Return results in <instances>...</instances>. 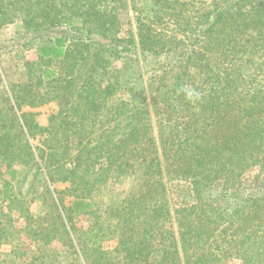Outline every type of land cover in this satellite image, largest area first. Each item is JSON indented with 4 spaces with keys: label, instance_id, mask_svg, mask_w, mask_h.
Here are the masks:
<instances>
[{
    "label": "rangeland",
    "instance_id": "374dc122",
    "mask_svg": "<svg viewBox=\"0 0 264 264\" xmlns=\"http://www.w3.org/2000/svg\"><path fill=\"white\" fill-rule=\"evenodd\" d=\"M260 1L246 3L241 16L237 12L230 14L217 32L193 52L194 47H170L171 40L194 33L191 31L195 29L199 15L211 0H127L128 9L120 17L117 37L128 38L132 34L138 40L137 18L150 17L157 19L154 28L161 34V41L151 52L146 51L147 47H138L141 51L137 55L139 66L129 62L125 67L126 59L113 60L111 65L120 76L130 77L133 82L128 88L116 91L98 113L88 114L86 120L70 119L67 124H62L61 117L68 110L61 101L52 100L34 108L23 106L21 111L10 108L7 92L10 88L17 95L26 92L20 90L21 86L30 83L25 67L28 62L38 60L36 47L41 42L23 34L25 28L20 12L13 11L12 20L0 24V264H245L246 259L264 264L263 201L252 210V217L256 214L252 226L259 229L255 241L247 240L241 246L228 244L234 239L229 231L225 240L218 243L210 239L205 249L204 238L199 247L191 246L189 240L185 248L180 247L178 228L175 224L166 225L170 222L168 219L174 220L172 216L177 211L191 206L202 212L201 209L210 208L212 200L204 201L203 207L198 203V193L190 179L168 178L167 174L173 168L170 160L162 155L161 144L163 135H168L174 123L180 124L176 126L178 129L188 121L191 129L184 136L188 140L183 137L181 140L168 139L165 145L171 147L181 143V147H186L188 144L204 148L201 149L203 153L216 140L221 143L218 147L222 153L213 155V163L197 175L204 177L212 189L227 195L246 197L256 192V186L264 178V102L258 101L259 96L264 99V67H261L264 53L257 52V58L256 54L251 56L249 53L253 52V47L258 50L264 47V35H259L264 26V5ZM191 37L193 40L195 36ZM100 41L109 44L107 40ZM181 49L186 51L187 57L177 56ZM43 64L58 70L61 62L51 59ZM209 66H213V71ZM186 69L190 75L196 73V82L209 77L215 84L209 82L208 88L201 85L202 91L194 90L184 101L169 96L162 85L175 82L178 72ZM202 69L204 74L200 75ZM229 73L235 86L246 80L252 88L262 87V92L254 93L253 90L245 94L247 86L243 84L230 95L235 104L241 103L244 107L231 119L229 131L238 137L234 153L229 152V147L220 140L223 133H228L224 112L212 121L214 111L199 109V104L208 105L225 96L229 91L225 87ZM215 78L219 80L215 81ZM212 86L216 88L211 89ZM136 93L145 94L137 105L131 103ZM195 93L199 95L196 97ZM151 95H157L158 99L164 97L154 105ZM214 95L217 98H212ZM167 97L171 104H162V99ZM119 101L130 102L133 111L127 109L116 124L112 106ZM187 106L192 107V112L183 111ZM134 110L140 119L136 127L142 131L148 123L149 132L156 138L158 151L150 157H154L156 163L152 160L151 166L145 163L129 170H118L112 164L125 161L127 157L124 155L122 159V152L116 151L115 146L112 154L109 147L112 148L113 143L108 140L122 137L117 131H130L124 129L133 125L130 116ZM22 113L31 125L32 137L22 123ZM187 115L189 117L185 118ZM243 124L248 126L246 130L242 128ZM114 125L120 129L115 130ZM118 145L121 146L116 147L125 149L122 142ZM184 154L185 151H179L173 156L181 158ZM229 154L231 158H228ZM76 161L85 165L73 169ZM154 189H158L157 192ZM148 193L152 199L146 197ZM78 195H84L86 202L72 208L71 202ZM145 197L148 204L154 205L155 213L161 209L162 216L158 221L163 224L159 230L164 239L156 240L144 254L136 256L126 249L132 243L122 245L126 236L141 234V221L125 220L133 212L137 213L136 208L131 211V207H127L126 200H135L138 204ZM59 200L60 206L54 204ZM57 212L62 220L56 216ZM202 231L207 230L203 228ZM170 241L179 242L176 253L172 249L165 252V247L172 243Z\"/></svg>",
    "mask_w": 264,
    "mask_h": 264
},
{
    "label": "trees",
    "instance_id": "16d2710c",
    "mask_svg": "<svg viewBox=\"0 0 264 264\" xmlns=\"http://www.w3.org/2000/svg\"><path fill=\"white\" fill-rule=\"evenodd\" d=\"M257 1L258 0H211L210 4L204 9L201 15H199L194 25L195 29L191 31V33H194L190 35L188 33L182 37L173 38L170 47H194L192 50L194 52L195 47H202L206 39L217 32V29L227 21L230 14L237 12V14L241 16L242 8L246 3H257ZM260 2L264 5V0ZM126 9H128L127 0H0V24L11 21L14 16L12 15L13 11L20 12L23 17L25 28L23 34L30 35V38L33 40H40L41 42V44L36 47L39 54L38 60L28 62L25 67V75L30 83L24 87L21 86L20 90L26 92L17 95L12 88H10L9 93L7 92L6 100H11L10 108L21 111L23 106L34 108L52 100L61 101L65 107L64 109L70 111H67L66 115L61 117L62 124H67L70 123V119H76L75 121L86 120L88 114L98 113L99 110L104 107L105 101L114 95L116 91L126 87L128 88L133 81L130 77L122 78L120 72L112 67V61L116 59H126L125 67L129 62L132 64L137 63V66H139L140 58L138 56L141 51H139L138 47H147V52L154 51L155 45L159 44V41H161V34L154 28L156 27L154 25L157 20L156 18L151 20L150 17H138V34L136 36L138 40H136L132 34L128 38L117 37V33L120 29V17ZM262 29H260L259 35L262 34L263 36L264 26ZM191 36H195L193 40ZM100 39L107 40L109 44L101 43ZM262 41H264V39ZM253 48V52L249 53L251 56L255 55L257 52L264 53V47H260V50H258L257 47ZM177 56L187 57L186 51L181 49ZM255 57L257 58V54ZM51 59L60 60L61 65L58 70H54L47 64H43ZM262 63L261 67H264V62L262 61ZM209 68L213 71V66H209ZM186 70L182 73L178 72L179 76H176L175 82L162 85L169 96L182 99L181 101H184L188 94L192 95L194 90L197 92L202 91L201 85L205 84L208 88L211 80L209 77H204L202 80L200 79L201 81L196 82L194 80L196 73L193 72V74L190 75V72H188L189 70ZM203 70L204 69L200 70L201 74L198 73L200 75L204 74ZM217 78H215V81L219 80ZM225 80V87L229 90L225 96L221 97L217 102H212L208 105L199 104V109L214 111L215 116H213L212 121L224 112L223 118H227L226 126L228 128V133H223L220 140H223L222 143L229 147V152H233L237 150L238 137L235 138L232 132L229 131L231 129V119L237 110L244 109V107L241 103L235 104L230 95L238 91L239 86L243 84L247 86V92H244L245 94H250L253 90L254 93L255 91L262 92V89H260L262 87L255 88L254 86L252 88V84L246 80H243L240 85L235 86V81H233L234 79L230 76V73ZM212 84L215 83H211V85ZM215 88L216 87L212 86L211 89ZM241 92L240 94H242ZM198 95L199 94H196L195 96L197 97ZM142 96L143 93H136L134 96L135 99L131 101V103L137 105L139 101H143L145 94L143 97ZM151 96L154 105L160 101L159 99L164 97L160 96L158 99L157 95ZM214 96H212V98H217L216 95ZM138 98H140V100H138ZM262 98V96H259V99ZM259 99L258 101L264 102V99ZM162 100V104L163 102H171L170 97ZM240 100L241 102L245 101V99ZM131 103L119 101L113 104V115H115L113 120L116 121V124H119L121 119L120 115L126 113L127 109L133 111V109H130ZM191 108L192 107L187 106L183 108V111L189 112ZM141 112H143V110H141ZM135 113L138 114L135 111L130 116L131 122H134L133 125H131L129 129H124L130 131L127 133H125V131L122 133L117 131L116 133L122 137L119 138L115 136L116 143H114V137L108 140L109 143H113L111 145L112 148L109 147V151L112 154H114V149L118 148L116 151L122 152V159L124 155L127 157L125 161L115 165L112 164V166H115L118 170H129L130 168H135V166L138 167L145 163L151 166L154 164L152 160H155V158L153 157L150 159V157L158 151L155 143L156 138L149 132L150 127L148 123H145L142 131L136 127L140 119ZM178 116L180 117V115ZM21 117L23 125L28 129V135L32 137L31 125L27 123L26 114L22 113ZM188 117L187 115L185 118ZM189 119L191 120V118ZM250 123L251 121L246 122V124ZM183 124V127L181 125L177 129L176 126L180 124L174 123L175 126L170 129L168 135L162 134V155L164 154V157L170 160V164L173 168L172 171H169L167 176L168 178L184 177L190 179L196 193H198V203L203 205V207L206 204L204 202L206 200L210 199L212 203L210 204V208L204 211L201 209L202 212L196 209V206L179 210L172 216L174 220L168 219L170 222L166 225L174 226L175 224L177 226L180 239V243H178L182 248H185V246L189 244L187 240L191 241V246L199 247V242L204 238L205 242L203 246L205 249L210 239H215L218 243L221 240H225V235H228L230 233L229 231H232L230 234H233L234 239H232V242L228 241V244L241 246L246 243L247 240H250V242L255 241L256 237H259V229L252 226V219L256 216L255 214L252 217V210H254L256 206L258 207L262 201L264 202V178L259 181L256 186V192H252L250 196L246 197L238 194L227 195L222 193V191L220 192L216 189H212L206 182L207 180H204V177H199L197 173L201 170L206 171L208 165L213 163L214 159L211 158L213 155L222 153V150L218 147L221 143H216V140H214L212 142L213 146L207 147V152L204 151L203 153L201 149L204 148L194 147L192 145L187 146L188 144L186 147H181V143L178 146L177 144H173L171 147L166 146L165 141L168 139L175 140L176 138L180 139L186 136L191 127L188 126V121ZM114 127L115 130L120 129L117 125H114ZM247 127L248 126L244 127V124L242 125L244 130H246ZM121 142L126 150L119 148L121 145L118 144ZM166 150H168V152H166ZM179 151H185L186 154L181 158L174 157L173 154ZM170 152H173V154L169 155ZM75 156L77 158L78 154ZM231 157L232 155L229 154L228 158ZM138 159H140V161H137ZM82 165L85 164L81 161H76L73 169L77 170V168ZM88 166L89 164H87V167ZM157 190L158 189H154V192H157ZM147 195L146 197H149V199L153 198L150 193ZM85 202L84 195H78L71 202V206L74 208L77 204L82 205L85 204ZM126 203L128 204V208L131 207V211L136 208L137 213L133 212V214L128 215L125 220L132 223H135L137 220L136 223L141 221V223H139L141 234L136 231V235L126 236L124 240H122V245L125 243H132L130 247L127 246L126 249L130 254L132 253L139 256L144 254V250L148 249V246L152 245L156 240L164 239L159 230L163 224L158 221L162 216L159 212L161 209L158 210V213H155L154 205L148 204L147 198L138 202V204L135 203V200H126ZM54 204L60 206L62 203L59 200ZM135 205L138 206L136 207ZM69 210L71 211L73 209L69 208ZM56 216L62 220L60 212H57ZM242 221L244 222L241 223ZM224 223L227 224L224 225ZM237 223L240 225H237ZM152 228H156L157 231H151ZM203 228L207 231H202ZM171 236L173 237L174 234L171 233ZM235 236H238V238H235ZM170 242L172 243L165 247V252H170L172 249V251L176 253L178 251V243L176 241ZM140 245L143 247H140ZM196 250H194V252H196ZM207 252H209V250ZM222 253L227 252L223 251ZM252 261L253 259H246L245 264H259Z\"/></svg>",
    "mask_w": 264,
    "mask_h": 264
}]
</instances>
